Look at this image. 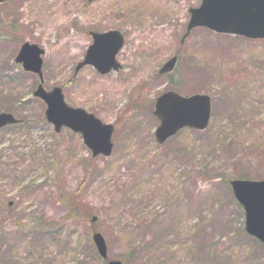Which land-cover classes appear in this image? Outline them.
I'll return each instance as SVG.
<instances>
[{"label":"rangeland","instance_id":"1","mask_svg":"<svg viewBox=\"0 0 264 264\" xmlns=\"http://www.w3.org/2000/svg\"><path fill=\"white\" fill-rule=\"evenodd\" d=\"M201 0H4L0 3V111L28 119L0 130V264H264V245L244 228L229 181L264 179V39L194 28ZM121 31L122 69L76 70L91 31ZM44 49V87L115 125L112 154L93 157L80 134L43 122L37 74L15 58L24 42ZM171 76L158 73L172 55ZM211 97L206 130L155 139V99L167 90ZM78 201L96 211L70 213ZM11 202V205H9ZM71 208V207H70ZM93 216L96 217L92 222ZM45 228L36 229L34 221Z\"/></svg>","mask_w":264,"mask_h":264},{"label":"water","instance_id":"2","mask_svg":"<svg viewBox=\"0 0 264 264\" xmlns=\"http://www.w3.org/2000/svg\"><path fill=\"white\" fill-rule=\"evenodd\" d=\"M189 12L191 16L182 42L197 26L221 33L264 39V0H202L199 7H191ZM91 35L93 43L88 47L84 60L79 62L76 70L85 65H92L101 74L112 70L119 71L122 65L116 55L124 45L123 34L112 29L106 32L91 31ZM44 52L38 44L26 41L21 45L15 60L21 63L25 70L39 75L40 83L33 94L46 103L47 121L54 125L56 132L66 127L81 134L94 157L110 156L114 146L112 137L115 126L103 122L94 113L82 107L70 105L60 86H54L50 90L44 88ZM177 60V55L170 57L161 66L159 73L173 71ZM211 105V97L205 93L185 96L168 90L159 95L154 109V114L159 119V125L155 129L157 142L165 143L185 127L206 129L211 117ZM20 121L12 112H0V128ZM230 186L235 198L243 207L245 230L264 244V179H231ZM95 220L94 216L92 221ZM92 240L100 257L107 260V264H124L121 260L108 258L107 243L101 232L95 231Z\"/></svg>","mask_w":264,"mask_h":264},{"label":"trees","instance_id":"3","mask_svg":"<svg viewBox=\"0 0 264 264\" xmlns=\"http://www.w3.org/2000/svg\"><path fill=\"white\" fill-rule=\"evenodd\" d=\"M168 76L170 77L171 74H169ZM19 118H21V117H19ZM42 121L46 123L45 117L42 118ZM31 127H32V123L28 119H23V121L21 123L9 125V126L4 127L0 130L5 131L8 129H12L15 131L14 133H22V132L30 129ZM235 177L259 178V176L256 174H252V173H248V172H241V171L236 172ZM224 181L228 182L229 178H225ZM69 197L70 196L60 195V199L65 200L66 202H71V205H70L71 208L69 207V209H70V213H72V215H79L81 217H84L85 219H88L92 215V213H95L96 210L94 208L87 207V206H85L86 204H84V202L80 203L78 201V194H76V196L72 199H70ZM33 223H34L36 229H39L40 231H42L45 228L42 220H40V221L35 220ZM96 225L97 224H93V226H92L94 228L93 230L97 229ZM242 229L244 230V228H242Z\"/></svg>","mask_w":264,"mask_h":264},{"label":"flooded vegetation","instance_id":"4","mask_svg":"<svg viewBox=\"0 0 264 264\" xmlns=\"http://www.w3.org/2000/svg\"><path fill=\"white\" fill-rule=\"evenodd\" d=\"M9 205H11V202H9Z\"/></svg>","mask_w":264,"mask_h":264}]
</instances>
